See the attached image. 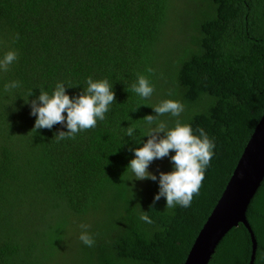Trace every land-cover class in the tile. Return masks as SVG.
Instances as JSON below:
<instances>
[{
  "label": "trees",
  "instance_id": "trees-1",
  "mask_svg": "<svg viewBox=\"0 0 264 264\" xmlns=\"http://www.w3.org/2000/svg\"><path fill=\"white\" fill-rule=\"evenodd\" d=\"M10 50L18 59L0 71V264H183L264 111V0H0V58ZM138 74L154 87L147 99L127 90ZM88 77L115 92L104 120L59 142L65 125L33 130L41 90L63 83L76 97ZM11 81L21 87L5 93ZM166 99L184 111L160 121L215 142L188 208L166 209L163 197L153 207L158 180L139 189L127 170L149 138L143 117ZM246 218L254 264H264V179ZM81 224L94 246L80 241ZM250 254L239 223L208 264H248Z\"/></svg>",
  "mask_w": 264,
  "mask_h": 264
},
{
  "label": "clouds",
  "instance_id": "clouds-1",
  "mask_svg": "<svg viewBox=\"0 0 264 264\" xmlns=\"http://www.w3.org/2000/svg\"><path fill=\"white\" fill-rule=\"evenodd\" d=\"M16 39H19V34ZM17 59L16 51H8L0 58V71L7 72ZM146 71L153 73L154 69L148 67ZM86 83V89L76 97H70L67 94L66 86L63 83H57L51 95L41 90L39 97L31 101V115L36 117L33 130L52 129L57 124L65 125L67 131H59L54 136L55 140L59 142L65 139H75L79 132L95 127L97 118L104 120L110 105L115 101L112 85L106 79L93 80L92 77H88ZM19 87H21L20 81H11L4 85L3 90L5 93H10ZM127 90L136 93L142 99H147L152 95L154 87L145 75L138 74L137 81ZM31 94L32 92H29L28 97ZM25 102H28V98L25 99ZM151 106L156 115L143 117L148 127L142 136L146 135L149 138L143 147L134 149L135 158L130 161L127 170L130 169L135 179L138 180H158L159 191L154 197L153 207L163 197L166 198V209L175 208L177 205L188 208L191 206L194 196L200 194L205 171L215 154V142L209 138L203 128L198 129L199 135H195L192 127L181 123L179 119L176 120L175 126L172 128L160 121L159 118L165 114L179 117L184 111V105L181 102L166 99ZM135 132L134 126L127 128V136L139 142L142 136L138 139L135 138ZM161 133L164 135L161 136ZM172 151H175V155L170 156ZM169 156L174 166L172 171H161L157 177L156 174L148 170L150 163L154 160ZM140 219L148 224L153 223L146 212L140 214ZM88 227L85 224L80 225L79 239L84 245L92 247L95 241L87 231Z\"/></svg>",
  "mask_w": 264,
  "mask_h": 264
},
{
  "label": "water",
  "instance_id": "water-1",
  "mask_svg": "<svg viewBox=\"0 0 264 264\" xmlns=\"http://www.w3.org/2000/svg\"><path fill=\"white\" fill-rule=\"evenodd\" d=\"M264 179V111L248 139L223 192L195 237L183 264H208L224 235L239 223L249 232L254 264L256 239L247 221L248 205Z\"/></svg>",
  "mask_w": 264,
  "mask_h": 264
},
{
  "label": "rangeland",
  "instance_id": "rangeland-1",
  "mask_svg": "<svg viewBox=\"0 0 264 264\" xmlns=\"http://www.w3.org/2000/svg\"><path fill=\"white\" fill-rule=\"evenodd\" d=\"M180 4V1L178 2ZM185 19V18H184ZM169 118V117H168ZM171 155H175V151H172L170 153V156ZM170 156L169 157H165L163 159H157V160H154L152 163H150L149 165V171L156 174L157 177H159V173L161 171L163 172H168L169 171V168L170 166L172 165L171 161H170ZM173 170V169H172ZM171 170V171H172ZM138 180V179H137ZM138 182L140 183L139 185V189H147L149 186V184L151 183L154 190H156V184H157V181H152L151 179H145V180H138ZM149 191V189H148ZM147 191V192H148Z\"/></svg>",
  "mask_w": 264,
  "mask_h": 264
}]
</instances>
